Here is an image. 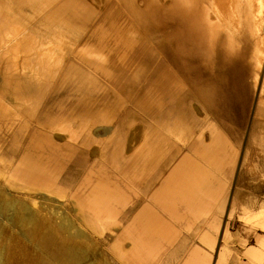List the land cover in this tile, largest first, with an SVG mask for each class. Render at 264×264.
Here are the masks:
<instances>
[{"label":"bare ground","instance_id":"obj_1","mask_svg":"<svg viewBox=\"0 0 264 264\" xmlns=\"http://www.w3.org/2000/svg\"><path fill=\"white\" fill-rule=\"evenodd\" d=\"M2 1L6 0H0V10L7 8V4ZM8 11L0 17V60L5 56L7 45L20 47L25 55L24 65L18 71H11L13 81L7 83L8 86L11 84L9 92L0 90V113L7 109L6 100L10 97L14 103L11 108L14 119L8 122V131L20 137V141L11 146V152H19L23 140L28 138L29 141L16 163L5 161L0 147V172L4 173V179L0 181V233L8 234L4 227L16 229L19 235L10 234V242L18 245V237H21L24 242L32 243L37 252L31 264H95L92 261L94 249L88 240L89 232L110 236L109 249L118 264H152L154 256L165 255L173 246L175 235L171 226L154 219L146 207L123 225L126 218L124 208L129 202L133 204L136 198L126 200L127 196L117 175L111 183L105 182L99 173L94 175L93 181L91 179L87 184L86 193L78 191L70 194L73 205L72 213H69L55 199L65 189L63 167L51 157L52 147H48L45 152L37 150L33 145L39 136L34 127V116L43 115V107H46L52 96L60 95V92L67 95L79 93L76 108L71 106L66 111H59L56 120L47 119L43 124L50 131L64 134L67 156L76 150L80 152L83 161L89 162L96 158L104 159L111 154L114 168L118 172L124 147L134 140L128 132L121 135V114L118 111H122L123 107L116 106L120 110L112 109L113 113L97 112V108L105 107L100 103L104 94H96L95 100H92L87 93L92 90L99 92L103 86L91 89L81 81H74L70 78L73 66L81 68L85 76L90 68L93 71L91 74L103 78L102 84H112L104 77L112 74V67L117 63L125 76H131L139 63L132 62V57L136 52L147 49V37L152 38L154 45V39L162 37L164 52L179 55L184 68L189 60L188 51L192 52V61L197 62L202 60L205 50L212 55L223 52L233 56L239 45L248 40L252 45L246 60L254 67L260 80L264 74V0H14ZM89 11L99 13V17L92 25L76 29L77 23L86 22ZM9 18L21 24L19 29L13 30L11 38L7 36ZM105 26L103 31L102 27ZM2 32L6 33L2 35ZM94 45L95 49L92 47ZM112 52L114 54L111 55ZM144 74L145 70L137 69L133 77L137 79L135 83ZM163 75L171 79L169 72L164 69L160 77L154 79L147 88L148 92L154 94L151 98L181 94L183 86L174 79L167 84ZM262 81L260 94L263 95ZM113 87L116 86L113 84ZM127 90L130 92L132 87L128 86ZM73 97H78V94ZM22 114L28 115L26 124L30 126V131L24 123L19 124V116ZM215 128H208L213 143L218 141L220 135ZM203 131L197 136H186V139L180 136V139L178 136L175 138L192 149L195 147L194 141L199 143L203 140ZM42 137L49 140L46 133ZM156 138L147 141L140 152L133 150L134 154L137 153L133 154V161L142 160L146 164L156 162L153 175L157 174L163 179L159 190L149 200L157 204L168 217H173L174 204L184 205L182 209L193 216L196 208L192 206L199 203L203 212L200 213L209 215L217 201V196L205 199L206 190L211 189L212 173L194 162L181 161L166 174L168 156L179 151L174 148V138ZM32 148H35V154L30 153ZM216 153L219 155L220 152L210 148L198 156L207 164L215 159V164L221 165V157ZM12 182H16L25 193H33L30 196L32 206L11 197L5 186H11ZM65 191L63 193L66 195ZM197 191L200 198H197ZM259 213L256 214L259 219L255 215L258 219L256 223L264 231V211ZM210 224H207V229ZM200 230L197 231L201 233ZM217 231L218 226L215 228ZM207 234L203 233L199 238L208 242L212 248L211 239H208L210 235L208 237ZM125 241L129 242L128 247H125ZM257 243L261 246L264 239H258ZM1 250L0 264H3ZM25 252L27 250L24 249ZM247 254L264 263L263 254L258 248H252ZM185 262L209 264L197 250L191 251Z\"/></svg>","mask_w":264,"mask_h":264},{"label":"rangeland","instance_id":"obj_2","mask_svg":"<svg viewBox=\"0 0 264 264\" xmlns=\"http://www.w3.org/2000/svg\"><path fill=\"white\" fill-rule=\"evenodd\" d=\"M6 1H2L7 4V8L3 7L0 10V17L9 12L8 9L14 0ZM98 17L99 13L89 11L86 22L77 23L76 29L92 25ZM7 24L6 26L9 28L7 36L11 38L13 30L19 29L21 24H16L13 18H9ZM102 28L104 31L106 26ZM5 33L2 32V35ZM147 40V49L143 52H136L132 57V62L139 63L131 76H125L121 71V66L117 63L112 67V74L104 77L112 84H102L104 83L103 78L91 74L93 71L90 68L89 73L85 76L86 74L82 73L81 68L73 66V73L70 77L74 81L85 83L91 89L99 85L106 87H104L105 89L102 87L104 91L94 92L92 90L87 93L88 98L90 97L92 100H95L96 94H104L100 103L105 107L97 108V112L113 113L111 111L117 107H123L122 111H118L121 114L119 115L121 116L119 127L121 126L120 129L123 132L121 135L128 132L131 137H134V140L125 146L127 148L124 147L123 157L121 156V160L119 159L118 172L114 168V158L112 159L111 154H108L104 159H94L96 162L94 160L83 161L80 152L76 150H72L67 156L64 134L50 131L48 126L43 124L47 119L56 120L59 111H66V109L72 108L71 106L76 108L80 97L79 93L76 98L73 97L77 95L76 93L68 94L70 95L68 96L60 92V95L52 96L47 101L46 107H43V115L34 116L36 120L34 127L38 130L39 136L33 141V145L37 150L45 152L48 147H52L54 152L52 151L51 157L60 162L63 167L62 179L66 180V184H63L65 189L63 188L61 193L64 194L63 192L66 190V195L64 194L63 198L62 194L58 195L55 199H58L59 204L72 213V193L78 191L81 194L86 193L87 184L91 182V179L93 181L94 175L98 173L103 175V179L107 183L113 182L114 176L117 175L122 183L125 197L127 196L126 200L136 198L133 204L129 202L124 208L126 218L123 225L129 223L136 214L146 207L154 219L159 222H167L175 235L173 246L165 255L154 256L152 264H185L188 255L193 250H197L203 260L209 264H219L221 261L222 264H262L247 254L250 246L256 245L258 239H264V231L260 229L258 222L256 223L259 219L256 214L264 211V94H260L264 74L259 80L254 67L246 60L252 42L245 40L239 45L235 56H227L223 52L212 55L205 50L200 62L192 61V52L188 51L189 60L184 68L179 55L174 52H164L162 37L154 39L155 45L151 37H147ZM95 46L92 47L95 49ZM114 50L117 51V47ZM4 53L5 56L0 60V90L9 92L11 84L8 86L7 83L13 81L10 75L11 71L12 69L18 71L22 67L25 54L20 47L12 48L11 45L5 47ZM141 53L144 55L140 56ZM112 54L114 53L112 52ZM116 62L118 61L114 63ZM13 65L15 67H12ZM137 69L145 70L146 74L140 75L139 81L135 83L137 79L133 77H135ZM164 69L171 75V79L163 75L167 84H170V81L174 79L176 83L183 86V91L175 96L166 95L163 98H151L154 94L148 92L147 88L151 86L154 79L160 77ZM113 84L116 87H113ZM128 86L132 87L130 92L127 90ZM6 101L7 109L0 113V147L3 149L4 160L16 163L24 153L29 140L28 138L23 140L22 149L19 152H11V146L19 142L20 137L17 138L11 130L8 131V122L14 119L11 111L14 103L10 97ZM115 113L117 114V112ZM27 116L20 115L21 123L19 124L24 123L30 131V126L26 124ZM211 127L213 129L216 127L215 129L220 133L218 141L214 143L208 132V128ZM203 129V140L199 143L194 141L195 147L192 149L176 139L177 136H180L181 139H186V136H197ZM44 133L49 135V140L42 137ZM163 136L174 138V148L179 151L168 156L166 174L181 161L194 162L212 173L211 189L206 190L205 199L217 196V201L209 215L201 214L203 213L200 208L202 206L199 203L192 206L196 208L193 213L191 212L193 216L182 209L184 205L174 204L173 217H168L157 204L149 200L159 190L163 179L161 180V176L157 174L153 175L156 162L152 161L146 164L142 160L133 161V156L140 152L151 138H162ZM210 148L220 152L221 165L215 164V159L212 163L210 162L211 164H207L205 160L203 162V158L201 159L203 150ZM133 150L138 152L134 154ZM32 151L30 153H36L35 148H32ZM199 153L201 156H198ZM216 155L219 156L218 153ZM225 156H228L227 160ZM3 179L4 173L1 171L0 181ZM16 184V182H12L11 186L6 184L7 192L11 194L12 198L22 200L32 206L33 201L30 196L33 193H25ZM68 193L69 195H67ZM196 194L198 195V191ZM197 198L200 196L198 195ZM197 211L201 213L199 214ZM148 212L146 209V213ZM207 224H210L208 229ZM216 226H218L217 233L215 232ZM202 227L206 229L204 230ZM4 228L8 234L0 233L3 264H31L37 249L32 243L24 242L21 237H18V245L16 242H10L9 235L18 236V231L11 230L9 227ZM198 229H201L202 234L197 231ZM206 230L208 234L202 232ZM203 233L208 237L210 235L207 238L211 239L212 248L208 242L200 240L199 236H202ZM88 235L89 243L94 249L92 261L95 264H118L109 249L110 236H101L99 232H89ZM208 241L210 242V240ZM16 245L17 247H15ZM124 245L128 247L129 242L125 241ZM24 249L27 252L23 253ZM221 255L226 259L225 261Z\"/></svg>","mask_w":264,"mask_h":264},{"label":"crops","instance_id":"obj_3","mask_svg":"<svg viewBox=\"0 0 264 264\" xmlns=\"http://www.w3.org/2000/svg\"><path fill=\"white\" fill-rule=\"evenodd\" d=\"M252 248H258L264 257V243L261 246H259L258 243H256V245L250 246L249 250H251ZM263 262H264V259H263ZM262 264H264V263H262Z\"/></svg>","mask_w":264,"mask_h":264}]
</instances>
